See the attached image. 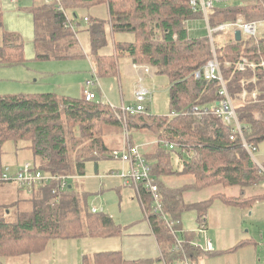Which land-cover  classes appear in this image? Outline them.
<instances>
[{
	"label": "trees",
	"instance_id": "obj_1",
	"mask_svg": "<svg viewBox=\"0 0 264 264\" xmlns=\"http://www.w3.org/2000/svg\"><path fill=\"white\" fill-rule=\"evenodd\" d=\"M190 1L60 0L35 6L32 10L37 59L83 57L85 53L79 46L75 27L68 25V20L73 18L69 19L66 11L76 17V9L104 3L111 32H129L133 38L113 41L112 53L98 54L106 37L104 22L94 18L85 28L93 53L94 77L116 75L118 59L123 56L134 63L148 64L156 74L168 76V113L152 114L146 109L125 118L129 131L149 130L143 155L151 165L163 211L172 226L153 212L152 200L145 188H140L138 197L164 264H183L185 258L196 261L210 253L194 244L193 230L182 227L180 217L185 209L193 207L198 219H205L208 208L207 202L186 203L182 197L186 188L236 185L241 194L226 197L227 202L250 207L257 199L264 200V190L253 195L244 194L245 187L264 182V173L243 145L245 141L256 147L264 140V66L237 69L241 57L256 63L264 59V33L244 36L241 40H235L233 34L224 42L214 40L222 76L241 126V133L233 132L232 127L212 111L219 100V81L194 76V72L211 58L212 48L208 36L198 38L189 33L188 21L203 18L200 9L194 8ZM224 5H214L208 10L211 27L237 17L249 21L264 14V0ZM23 60V43L14 33H4L0 41V64H16ZM242 83L248 89L245 98L239 96ZM254 88L258 91L256 100L250 95ZM192 106L207 107L208 111L198 116L191 110ZM122 126L120 109L106 100L59 97L53 92L0 94V175L3 172L2 144L10 140L31 150L34 168L65 180L62 190L61 178L36 181L29 186V192L23 188L28 194L30 208L18 212L13 221L0 217V257L29 256L43 250L50 239L109 236L121 232V226L111 216L92 212L86 203V193L76 190L68 179L84 175L87 162H92L96 170L100 160L110 158L111 149L105 137L122 131ZM169 143L175 147L169 148ZM173 151L180 168L173 166ZM261 164L264 165V160ZM176 172L190 174L192 180L177 186L168 183L166 177ZM0 182L5 181L0 179ZM150 262V259L126 260L119 251H104L85 256L82 264Z\"/></svg>",
	"mask_w": 264,
	"mask_h": 264
},
{
	"label": "rangeland",
	"instance_id": "obj_2",
	"mask_svg": "<svg viewBox=\"0 0 264 264\" xmlns=\"http://www.w3.org/2000/svg\"><path fill=\"white\" fill-rule=\"evenodd\" d=\"M225 2H216L217 6H225ZM66 15L73 18L79 46L85 53L83 57L68 59H37L32 43L30 31L24 29L21 18L6 13L2 18L3 28H0V41L4 33H14L23 43L24 60L16 64H0V94H35L53 92L59 97H79L82 85L86 78L98 80L91 71L93 63L89 33L85 29L96 18L104 22L106 43L99 47L97 52L110 54L113 52V41L131 40L133 35L129 32L110 31L108 12L104 3L89 5L76 9V17L71 11ZM84 17L89 21L84 20ZM10 28H13L9 30ZM188 30L191 36L203 38L208 36L206 22L203 18L188 21ZM233 33L225 30L214 33L216 42L226 41ZM120 64V65H119ZM141 65L132 62L129 57L118 59L117 74L99 78L100 87L96 88V99L107 100L116 107L125 104H134V90L143 75L141 84L150 93V99L144 102L152 114H166L169 111L170 81L166 74L142 73ZM93 68V65H92ZM120 74V77L118 76ZM92 73V78L90 77ZM78 78V79H77ZM70 81V82H69ZM70 85V92L67 90ZM82 89V90H81ZM129 128V127H128ZM148 129L129 131V138L141 153L146 150V136H150ZM123 131L113 132L105 137V143L111 150H121L124 145ZM149 148H147L148 150ZM1 166L2 171L8 175L15 173L25 163L34 166V157L30 149L23 147L22 143L15 145L13 141L2 144ZM153 147L150 152H152ZM252 156L261 163L264 160V140L258 143ZM173 166L181 167L178 157L171 153ZM43 177L50 173L39 169ZM84 175L70 177L68 180L76 190L86 193L87 206L92 208L103 207V213L108 214L117 223L124 224L142 219L145 216L142 203L139 200L135 185L131 180L124 183V174H129V166L120 159L106 158L98 162L95 170L92 162H87ZM177 173V172H176ZM168 183L174 186L188 183L192 180L190 174H173L166 177ZM14 182H0V204H11L17 200V189ZM264 190V182L257 186L244 188L245 195H253ZM23 194V193H22ZM241 194L239 186L211 184L201 188H186L182 197L186 203L207 202L206 230L200 237L197 232L201 219L198 212L190 207L181 213L180 221L185 230L195 232L194 241L204 250L205 240L210 239L212 251L202 255L191 264H264V200L257 201L250 207H241L227 202L226 197H235ZM0 206V217L6 221L16 219L18 212L30 208L27 194L20 196L15 206ZM239 243H243L238 245ZM14 258V257H12ZM9 258V259H12ZM150 264H163L154 257Z\"/></svg>",
	"mask_w": 264,
	"mask_h": 264
},
{
	"label": "built area",
	"instance_id": "obj_3",
	"mask_svg": "<svg viewBox=\"0 0 264 264\" xmlns=\"http://www.w3.org/2000/svg\"><path fill=\"white\" fill-rule=\"evenodd\" d=\"M60 0H45V3ZM246 0H191L190 3L194 8H199L202 12L203 19L206 22V26L208 29V38L211 43L212 48V56L209 58L206 63L199 70L194 72V76L196 78H204L208 80H217L220 83V88L218 91L219 100L216 102L215 106L212 108V111L215 115L222 118L223 122L232 127L233 132L241 133V126L238 121V117L235 111L233 100L228 92L227 86L225 85L222 72H221V64L217 58L215 49H214V33L222 32L225 30L231 31L234 36V30L240 29L242 37L244 36H259L264 33V14L262 17L244 21L241 17H237L235 20L224 21L219 23L215 27H211L208 23V10L216 5V2H225L227 5H234L236 2L239 4H243ZM87 18H85L86 20ZM68 25L71 28H74L72 22L68 20ZM256 66H264V59L260 60V62L256 63L254 61H250L245 57H241V59L237 63V69L239 71H243L246 68H255ZM145 73L150 72V67L146 65H141ZM141 81V78H140ZM97 84V80L90 79L85 82V88L83 90V98L87 101L96 99V91L93 89V86ZM150 91L145 88L141 83H139L134 90V104H122L121 107H118L121 111L122 120H123V138L124 145L121 150H111L109 153L110 158L120 159L122 163H127L129 166V174H124V183L127 184L129 180L135 185L137 195H139L140 188H145L152 200V210L154 213H158L163 217L169 227L172 226V221L168 219L166 214L162 208L161 196L159 193V188L154 181L153 176L151 175V165L141 153L139 148L133 145L129 138V130L126 125V115L143 112L146 110V106L144 102L150 97ZM248 89L244 87V83H242V90L239 93L241 98L247 97ZM257 88L251 90L250 95L253 100L257 99ZM97 100V99H96ZM191 110L194 111L198 116H201L204 112L208 111L207 107L198 108L197 106H192ZM242 135V134H241ZM243 145L252 156L253 150L256 148L250 144H247L243 141ZM169 148H174L175 145L173 143L168 144ZM256 161V160H255ZM257 162V161H256ZM259 166V170L264 173V165L257 162ZM61 178V186L62 190L65 185V180L63 177ZM55 176L49 175L48 177H43L40 170L30 167L28 163H25L21 168H19L15 173L8 175L6 171H3L0 175V179L4 181L14 182L19 187L25 188L29 192V186L36 181L50 182L53 179H60ZM92 212H103V207L99 209L96 207L91 208ZM205 219H201L200 226L197 232V236L200 237L206 230ZM178 243L180 239H177ZM196 244L195 241H193ZM198 245V244H196ZM199 246V245H198ZM203 249L201 246H199ZM212 244L210 239L205 240L204 250L212 251ZM183 264H191L190 260L185 258L183 260Z\"/></svg>",
	"mask_w": 264,
	"mask_h": 264
},
{
	"label": "crops",
	"instance_id": "obj_4",
	"mask_svg": "<svg viewBox=\"0 0 264 264\" xmlns=\"http://www.w3.org/2000/svg\"><path fill=\"white\" fill-rule=\"evenodd\" d=\"M44 3L45 0H0V13H1L0 28H3V23H2L3 16L6 13H9L11 15L14 14L15 17L22 19V22L24 24V29L30 31V34L32 36V43H33L34 21H33L32 10L35 6H40ZM85 18L86 17H84V20ZM86 21H89V19L87 18ZM71 22L73 25L74 20H71ZM11 29L13 28H10L9 30ZM54 60H59V59H54ZM90 64H91V71L93 73L94 70L92 68L93 63ZM92 73L90 76L91 78H92ZM142 73H145L144 70H142ZM118 76L120 77V74ZM99 78H103V77H99ZM99 78L97 80V84L93 86L94 90L95 87L96 88L100 87ZM140 78L142 81L143 75L139 77V83H141ZM87 80H90V78L88 77L84 81L81 87L83 90L85 88V82ZM70 87L71 86L68 85L67 90L70 92L71 91L74 92L73 90H70ZM79 97L80 98L83 97V94L81 92ZM150 98L151 97H149V99ZM107 102L110 103L109 99ZM121 102L122 104H125L123 100ZM146 109H148L147 106ZM15 185L17 187L16 188L17 196H18L17 200H19L21 195L27 193L24 192L23 188H19L17 184ZM17 200L15 199L11 204L15 206ZM11 204L5 203V204H0V206H3L4 208L7 207L6 208L7 213H9L8 206H11ZM118 224L121 226V232L119 234L109 235V236H84L79 238H68V239H63V238L50 239L43 250L32 253L29 256L25 255L12 259H4L0 257V264H82L83 258L85 256H90L94 253L104 252V251H119L126 260H140V259L152 260L154 257H156L158 261H162L160 259L161 252L159 249V245L156 241L155 235L153 234L150 223L147 220V218H145V216L142 219H138L130 223H124V224L118 223Z\"/></svg>",
	"mask_w": 264,
	"mask_h": 264
},
{
	"label": "water",
	"instance_id": "obj_5",
	"mask_svg": "<svg viewBox=\"0 0 264 264\" xmlns=\"http://www.w3.org/2000/svg\"><path fill=\"white\" fill-rule=\"evenodd\" d=\"M234 38H235V40H241L242 39V35H241L240 29L234 30Z\"/></svg>",
	"mask_w": 264,
	"mask_h": 264
},
{
	"label": "bare ground",
	"instance_id": "obj_6",
	"mask_svg": "<svg viewBox=\"0 0 264 264\" xmlns=\"http://www.w3.org/2000/svg\"><path fill=\"white\" fill-rule=\"evenodd\" d=\"M146 218V217H145Z\"/></svg>",
	"mask_w": 264,
	"mask_h": 264
}]
</instances>
